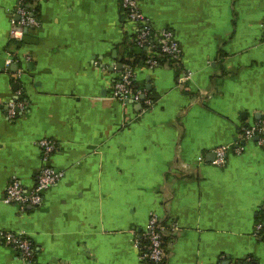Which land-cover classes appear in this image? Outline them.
<instances>
[{"label":"crops","instance_id":"crops-1","mask_svg":"<svg viewBox=\"0 0 264 264\" xmlns=\"http://www.w3.org/2000/svg\"><path fill=\"white\" fill-rule=\"evenodd\" d=\"M20 1L0 0V264L34 263L6 233L31 241L34 264H143L134 245L154 215L166 264H264V134L242 136L264 120V0H139L180 45L155 68L122 64L136 35L119 0H43L17 46ZM121 65L145 100L113 97ZM42 140L64 178L21 211L6 190L35 187ZM222 146L234 151L218 167Z\"/></svg>","mask_w":264,"mask_h":264},{"label":"built area","instance_id":"built-area-1","mask_svg":"<svg viewBox=\"0 0 264 264\" xmlns=\"http://www.w3.org/2000/svg\"><path fill=\"white\" fill-rule=\"evenodd\" d=\"M43 0H21L15 8L12 15V38L20 41L24 39L25 32L38 29L41 25L37 15V8ZM122 13L130 24L136 35L137 45L140 50L145 48L148 51V59L145 65L149 68L158 66L157 57H160L158 47L168 57V61L176 64L181 57V50L173 31L163 29L160 32H154L146 15L142 12L139 0H122ZM17 18L16 20L14 19ZM264 31V24L262 25ZM125 67V66H123ZM185 79L189 80L192 75L186 73ZM183 76V77H184ZM135 72L131 66L123 68L121 79L113 89V97L122 101L141 100V92L135 89ZM149 104V103H148ZM24 110L25 104L22 102L11 105L9 117L16 115V110ZM264 134V120L252 127H247L242 131L244 141H253L255 137ZM42 150L46 166L38 175L35 187L27 192L18 181H12L7 187L4 202L8 205H15L24 211L26 207H38L44 200V194L56 186L63 178L64 172L57 171L48 165L51 156L56 150V144L52 141L42 140L39 143ZM234 151L232 146H222L214 151V165L221 167L227 163L228 155ZM242 152V148L236 150L237 154ZM202 161V159H200ZM264 210V208H263ZM176 230V225H173ZM258 232L264 231V215L262 221L256 225ZM168 228L161 222L158 216H152L149 225L143 233L144 238L148 241L147 245L141 244L138 240L135 242V248L139 253L140 260L143 264H166L167 249L163 245L164 237H166ZM5 244L18 250L23 259L30 261L34 256L32 243L22 235L14 233L2 234ZM241 264V263H235Z\"/></svg>","mask_w":264,"mask_h":264},{"label":"trees","instance_id":"trees-1","mask_svg":"<svg viewBox=\"0 0 264 264\" xmlns=\"http://www.w3.org/2000/svg\"><path fill=\"white\" fill-rule=\"evenodd\" d=\"M120 1V8H121V10H122V6H121V1L122 0H119ZM14 41V43L17 45V46H19V44H21V42L20 41H16V40H13ZM137 43H138V41H135V42H133V43H128L127 44V49H128V47H130L128 50H127V52H126V54H127V60H125V59H123L122 60V64L123 65H131V66H136V65H138V64H144L146 61H147V59H148V51L145 49V48H143L142 50H140L139 49V51H136L135 50V47H137L138 45H137ZM155 51H158V53L160 54V57H157V63H158V66H160V65H164V64H166L167 62H169L168 61V57L167 56H165V54L160 50V48L158 47ZM169 63H171V62H169ZM138 241L141 243V244H143V245H147L148 244V241L144 238V236L142 235V236H140V238L138 239ZM31 242V241H30ZM166 244H167V240H166V238L164 237V240H163V245H164V247H166ZM35 255L33 256V259H31V262L33 261L34 263H35ZM165 262H166V260H165ZM33 263V264H34Z\"/></svg>","mask_w":264,"mask_h":264},{"label":"water","instance_id":"water-1","mask_svg":"<svg viewBox=\"0 0 264 264\" xmlns=\"http://www.w3.org/2000/svg\"><path fill=\"white\" fill-rule=\"evenodd\" d=\"M5 60L3 59V60H0V68H4V66H5ZM120 67H123L122 65L120 66ZM141 100H145V95H142L141 96ZM141 107V109H142V105L140 106Z\"/></svg>","mask_w":264,"mask_h":264}]
</instances>
